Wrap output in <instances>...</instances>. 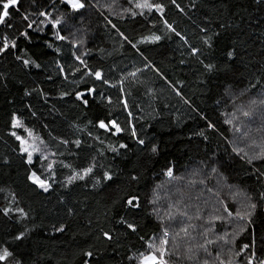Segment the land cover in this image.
I'll use <instances>...</instances> for the list:
<instances>
[{
  "label": "trees",
  "instance_id": "obj_1",
  "mask_svg": "<svg viewBox=\"0 0 264 264\" xmlns=\"http://www.w3.org/2000/svg\"><path fill=\"white\" fill-rule=\"evenodd\" d=\"M115 1L119 7H128L127 0ZM90 3L97 5V8H90L85 13L84 20L86 39L93 53L91 64L103 70L109 83L117 85L116 88L97 85V88L109 94L113 102V115L118 117L121 126L125 128V134L119 139L101 136L104 144H97L90 139V130L93 135L97 133L90 129L89 120L97 115H105L106 110L103 108L93 107L85 114L81 108L70 103L50 101L61 115L44 112V116L49 122L47 130L53 134L61 133L69 140L81 139L100 151H105L109 145L118 148L120 142L128 143L130 148L123 155L114 157L111 152L105 151L104 158H99L104 170L111 169L114 175L122 178V182L100 191L93 189L91 182L87 188L73 186L69 191L54 185L56 190L48 196L32 191L24 179V169L12 151L14 142L7 138L6 126L9 113L23 111L22 104L25 101L21 89L24 84H40L46 93L52 91V88L42 75H27V70L12 57L0 60V157L11 160L9 166L0 167V208L9 205L15 211V198L19 207H23L34 218V221L12 228L6 226L3 218H0V246H10L16 257L24 258L25 264H83L85 258L82 253L87 250L96 252L99 264H130L127 259L129 255H139V251H146V243L150 242V238L159 237L164 230H168L177 238L175 243H178L174 244L175 238L172 237L170 247L166 249L169 264H205V261L208 264H219L215 259L217 254L225 264L229 260L239 264V257L235 255L238 246L249 242L252 234L257 239L264 237V213L255 217V225L241 236L233 229L242 222L230 219L223 212V208L228 207L233 217L237 213L243 215L246 211V197L256 199L264 191V180H258L249 171V165L244 163L249 156L264 152V139L257 140L258 143L246 140V148L249 150L246 155L239 152V144L234 147L232 145L236 139L240 140V126L248 133L252 126L255 127L248 122L249 119H255L258 115L264 119V29L253 19L264 16V9H258L253 0H177L185 9L184 12L181 14L169 8L167 15L169 22L185 40L181 41L169 33L159 43L150 44L140 41L153 33H163L133 24L127 17L122 19L121 16L111 15L107 2L90 0ZM108 21L114 23L116 28L110 27ZM13 22L18 26L21 23L18 19ZM158 27L162 28V25ZM201 28L206 31L201 32ZM217 32L220 33L219 37L214 35ZM118 33L124 34L127 40L121 39ZM210 37V43L213 44L211 48L204 44ZM33 38L38 39L35 34ZM133 43L137 44V48H132ZM19 46L25 48L23 38H20ZM63 47L66 49L68 45ZM28 49L33 58L42 50L33 46H28ZM194 49L198 50L195 56L192 55ZM229 50H233L236 55L234 61H227ZM206 64L214 65L213 69L208 70ZM32 72L35 73V70ZM132 72L136 73L134 77L129 75ZM52 74H55L54 69ZM78 83L80 90H86L84 81ZM91 83L87 81L89 86ZM66 87L73 90L75 85ZM121 88L123 96L119 91ZM96 99L102 97L97 96ZM120 99H125L129 105L138 136L145 139L149 146H158V155L155 157L141 153L140 146L131 139L127 113L122 111ZM244 100L250 118L244 115L235 120L231 116L234 104ZM33 103L40 109L43 102L33 98ZM27 123L32 126L31 121ZM73 124L83 129V132L73 128ZM208 124H212L213 128L208 129ZM36 130L40 132L39 128ZM197 133H203L204 136ZM44 136L50 139L47 131ZM50 147L55 148V144ZM69 147L73 152L76 151L75 145L70 144ZM61 150L67 152L63 146ZM89 154L97 155L89 149L79 157L67 156L66 162L87 166L91 162ZM211 159L225 160L228 167H217V171L213 172L209 166ZM141 161L147 163L142 164ZM169 167L173 169L171 178L165 175ZM252 169L256 170L254 165ZM133 171L139 173L137 182L128 179V173ZM183 178L188 179V186L192 188H181L185 198L184 207L178 204L181 210H184L187 217V209H191L192 214H199L204 221H213L207 230L211 228L209 232L217 238L226 232L232 233L231 255L224 253L219 242L208 249L211 253L208 255L197 248L200 247L197 239L188 238L198 234L190 231L188 225L201 224V219H189L178 214L174 220L164 217L172 211L165 196L156 199L160 196L157 194L158 188L163 184H177ZM129 193L139 195L143 202L137 234H129L119 226L113 227L115 217L123 214L122 208L113 209V203L119 202L122 196ZM59 199L65 203L60 204ZM149 200H155V203H149ZM68 208L74 210V215H66ZM107 216L113 219L109 220ZM61 223L66 224L67 229L57 234L54 226ZM102 227L114 233L111 247L101 245L96 239ZM17 228L26 230V239L13 243L11 233L16 232ZM179 228L187 229L184 238L180 232L176 235L175 230ZM141 236L145 238L144 247L141 246ZM204 245L208 247L207 243ZM97 248L106 250L100 255ZM257 249L259 258H264L262 246L258 244ZM12 264H15L14 260Z\"/></svg>",
  "mask_w": 264,
  "mask_h": 264
},
{
  "label": "snow or ice",
  "instance_id": "obj_2",
  "mask_svg": "<svg viewBox=\"0 0 264 264\" xmlns=\"http://www.w3.org/2000/svg\"><path fill=\"white\" fill-rule=\"evenodd\" d=\"M253 3L258 9H264V0H253ZM127 4L128 7L123 8L121 13L122 19L127 17L133 24H140L144 28L156 29V31L163 33V35L153 33L150 37H145L140 43H159L169 33L179 37L181 41L185 40V37L169 22L167 15L169 8H174L176 12L181 14L184 12L185 9L177 3V0H127ZM112 7L113 5H109V8ZM193 7H195L194 2ZM90 8H97V5L90 3V0H0V60L12 57L17 64L27 70V75H42L52 88V91L46 93L40 84H33L32 86L24 84L21 89L22 98L25 101L22 104L23 111L9 113L6 126V136L14 142L12 151L18 158L20 166L24 169V179L27 185L31 187L32 191L45 196L56 190L53 187L54 185H58L63 191H69L73 186L87 188L89 182H91L93 189L100 191L107 190L113 184L122 182V178L114 175L111 169L104 170V165L100 163L99 158H104L105 151L111 152L114 157L123 155L130 148L128 143L120 142L118 148L109 145L105 151H100L93 144L81 139L69 140L67 136L61 133L53 134L52 131L47 130L49 122L44 116V112L54 113L57 116L61 115V112L56 111L50 101L70 103L81 108L85 114L93 107L103 108L106 110L105 115H97L89 120L90 129H94L97 133L93 135L90 130V139L97 144H104L101 136L106 135L119 139L125 134V128L121 126L118 117L113 115L111 107L113 102L109 94L97 88V85L101 87L107 85L108 88H116L117 85L109 83L103 70L99 67L94 68L91 64L93 53L90 43L86 39L87 32L84 27L85 13ZM16 19L21 21L19 26L13 22ZM253 19L257 25L264 29V16ZM108 23L113 29L116 28V25L111 21H108ZM158 25H162V28ZM220 27L223 28L224 25H220ZM200 31L204 32L206 29L201 28ZM33 34L38 39L34 40ZM118 35L121 39L127 40L124 34L118 33ZM214 35L219 37L220 33L217 32ZM20 38L25 41V48H20ZM210 40L211 37L209 40L204 41V44L208 45L209 48L213 47ZM65 44L68 45L66 49L63 47ZM28 46L40 47L42 50L33 58L29 54ZM131 46L137 48L136 43ZM197 51L194 49L192 55L195 56ZM235 58L236 55L233 50L227 51V61H234ZM205 67L211 71L214 65L206 64ZM53 69L55 70L54 75L52 74ZM32 70H35V73ZM129 75L134 77L136 73L132 72ZM89 80L92 82L90 86L87 84ZM78 81L85 82L86 90H80ZM70 84L75 85L73 90L66 87ZM119 91L123 96V89L121 88ZM177 95H180V93H177ZM97 96L102 97V99L97 100ZM33 98L43 102L40 109L36 108ZM119 102L123 106L122 111L127 113V127L131 129L130 137L136 145L140 146L141 153H146L148 157L158 155L157 145L152 144L149 146L145 139L138 136L135 125L132 123V112L129 110L127 101L120 99ZM8 103L11 104L12 101ZM27 121H31L32 126H29ZM72 127L83 132V129L77 128L75 124ZM207 127L212 129L213 125L208 124ZM37 128L40 129V132H37ZM45 131H47V136L50 139L45 138ZM197 135L204 136L203 133H197ZM53 143L55 148L50 147ZM70 144L75 145V152L69 147ZM61 146L67 152L62 151ZM89 149L96 152L97 155L91 156L89 154L91 162L87 163V166L71 161L66 162L67 156L75 155L79 157L81 153H85ZM121 150H124V152ZM61 157H65V159H61ZM141 163L144 164L147 161H141ZM244 163L249 165V171L256 175L258 180H264V152L249 156ZM10 164V158L0 157V167L9 166ZM253 165L255 171L252 169ZM209 166L213 172H216L217 167L224 169L228 167V163L225 160L211 159ZM64 170H67V172ZM165 175L171 178L173 169L167 168ZM62 176L64 179H61ZM139 178V173L136 171L128 173L130 182H137ZM246 201V211L243 215L237 213L233 217L228 207L223 208V212L227 213L230 219H238L242 222L233 229L237 235L241 236L249 232L250 227L255 225V217H259L264 213V191H261L256 199L247 196ZM58 202L60 204L65 203L63 199H59ZM14 203L16 205L15 211L9 205L0 208V218H3L6 226L12 228L23 225L30 220L34 221L29 212L23 207H19V202L15 201V198ZM149 203L154 204L155 200H149ZM116 207L122 208L123 214H118L115 217L113 227L119 226L120 229L129 234H137L139 220L141 219L139 214L143 210V202L140 196L132 193L122 196L119 202L113 203V209ZM156 211L158 212L159 209H156ZM66 215H74V210L68 208ZM179 215L183 217L187 214L181 212ZM168 216L170 220L175 219L170 212ZM106 218L113 219L111 216ZM195 219L200 220L201 216L196 214ZM206 223L211 224L213 221H206ZM188 227H193V225L189 224ZM66 229L67 225L64 223L54 226V232L57 234L64 233ZM181 231L186 232L187 229L181 228ZM208 231H211V228L201 233V235L204 236L207 244H212L213 241L208 238ZM231 234L225 233L226 236ZM11 236L13 243L23 242L26 239V230L17 228L16 232L11 233ZM114 238L112 230H106L103 227L96 236L100 244L107 247L112 246ZM220 239L224 240V237H220ZM140 240L142 241L141 246L144 247L145 238L141 236ZM224 242L227 243V240H224ZM5 244L7 245L8 242L6 241ZM168 244L169 231L164 230L161 236L150 238V242L146 243V251H139V255H129L127 259L130 264H169V260L166 259ZM258 244L264 249V237L257 239L255 234H252L249 242H244L238 246L235 255L239 257V264H264V258L258 256ZM200 247L208 255H211L204 244H201ZM105 250V248H97L100 255H103ZM82 255L85 258L83 264H94V262L99 264L96 252L87 250ZM215 259L219 261V264H225L219 254ZM13 260L15 264H25L24 258L16 257L10 246H0V264H12ZM205 264H208V262L205 261ZM228 264H233V262L229 260Z\"/></svg>",
  "mask_w": 264,
  "mask_h": 264
},
{
  "label": "rangeland",
  "instance_id": "obj_3",
  "mask_svg": "<svg viewBox=\"0 0 264 264\" xmlns=\"http://www.w3.org/2000/svg\"><path fill=\"white\" fill-rule=\"evenodd\" d=\"M98 1L99 2L102 1V3L103 2H107V4H108L107 7H109V5H113L112 8H109L111 15H113V16H121L123 8L119 7L116 4L115 0H111V1H109V0H98ZM245 100L241 101V102H235L234 108H233L232 114H231V116H234L235 120H237L239 118H242L245 115V113H246V102H245ZM247 113H248V111H247ZM247 117L250 118V115L248 114ZM257 118L259 119L258 121H256ZM245 121H246V119H245ZM248 122L251 125L254 124L255 127L252 126L251 127V131L246 133L245 128L243 126H240L241 127V129L239 128L241 130V134H240L241 137H239L240 140L236 139L235 141L232 142L233 147H234V145L239 144V152L244 153V155H246V151L247 152L249 151L248 148H246L247 147L246 146V140H249L251 143H254V142L258 143L257 140L264 139V119L260 118V116L258 115V116H255V119L254 118L249 119ZM246 130L248 131L250 129L246 128ZM240 144H241V146H240ZM187 180L183 178V180H179L177 184L176 183L163 184V185H161L158 188L157 194L160 195V196L157 197L156 199H158V198L161 199L163 196H165V201L168 200L169 205L171 207L172 216H175L177 214L179 216V213L184 212V210H181V206H179L180 204H183L182 205L183 207L185 206L184 205L185 198L182 195V193L184 192V190H186L188 188H192L191 185L188 186L189 182ZM190 183H192V182H190ZM193 186H194V188H198L197 185H193ZM181 188H183V189L185 188V189L183 191H181ZM186 195H187V192H186ZM187 199H188V197H187ZM190 206H192V205L190 204ZM187 210H188L187 211L188 217L187 216H185V217L186 218L191 217L190 219L194 218L195 215L191 213L192 210L191 209H187ZM164 217L167 218L169 216H165L164 215ZM200 223L201 224H199V223L191 224L193 226H196L195 228L188 227V229L190 231H195V232L198 233L197 236H195V237L194 236H188V238L191 239V240L192 239H197L196 241H199L200 245H201V244L207 243L205 241V239H204V236L201 235V233L207 231V228H208L209 224L206 223V221H204L203 217L201 218V222ZM176 232H177L176 235H179V232H180V234L182 235L183 238H184V234H186V233H184V231H181V228L176 229L175 233ZM172 237H174V236H172L169 233V244L167 246V249L170 247V243H171ZM222 237H225V238L228 239L227 243L224 242V240H226L225 238H224V240H221L220 238L215 237L211 232L208 231V238L211 239L213 241V243L212 244H207L208 245L207 249H210V247H214L216 245V243L219 242V243H221V247L225 250L224 253L226 255H231L230 247L232 246V242H233L232 236L231 235H228V236L223 235ZM174 238H175L173 240L174 244H178V243H175L177 238L176 237H174ZM197 248H199L200 251H204V249L199 247V246Z\"/></svg>",
  "mask_w": 264,
  "mask_h": 264
}]
</instances>
